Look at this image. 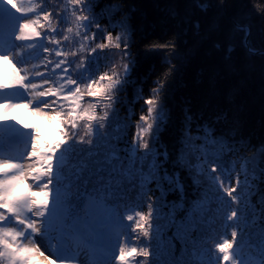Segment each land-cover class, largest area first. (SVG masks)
<instances>
[{
  "label": "snow or ice",
  "instance_id": "1",
  "mask_svg": "<svg viewBox=\"0 0 264 264\" xmlns=\"http://www.w3.org/2000/svg\"><path fill=\"white\" fill-rule=\"evenodd\" d=\"M249 2L254 17L213 11L214 6L225 4L233 8L229 0H184L187 7L179 23L199 52L213 53L197 82L201 99L187 98L174 118L173 110L163 102L167 77L159 78L143 97L144 111L130 139L121 134L119 124L108 131L120 111L118 86L133 58L132 26L142 23L133 20L135 9L127 0H38L21 10L15 24L0 20V36L10 49L0 54V62L11 66L0 77V91L22 89L28 94L24 102L0 103V122L20 125L32 133L27 166L0 160V180L10 187L8 202L0 207L4 217L0 229L5 237H16L0 244V264H24L22 249L33 247L53 259L39 243L45 238L42 227L30 236L31 229L24 232L3 226L10 216L19 224L15 205L22 202L26 190L37 196L41 188L48 193L43 213L37 214L38 223L48 215L53 174L62 189V213L54 227L83 245L75 249L73 264H152L153 243L171 258L168 264H201L197 248L228 206L232 207L227 220L237 221L238 227L232 229L231 241L216 247L223 264L232 259L237 238L245 244L258 232L264 243V135L255 140L246 131L240 87L246 72L257 64L264 76V0ZM15 7H20L19 0ZM255 17L259 18V44ZM97 30H102V37ZM38 41L46 45L41 48L42 60L18 66L14 56ZM169 47L177 50L176 40L158 48ZM112 48L123 63L110 62L108 70L88 78L87 57ZM174 67L169 65V75ZM81 70H85L82 77L77 75ZM21 111L52 123L58 138L39 145V129L15 115ZM96 129L102 130L99 139ZM66 153L74 156L67 168ZM41 154L50 170L47 178L35 184L27 180L25 189L17 181L32 174V162ZM58 154L60 166L56 168ZM221 162L227 163L226 171L233 177L229 182L219 174ZM217 183L227 202L216 195ZM125 221L141 238L138 246L112 243L114 231ZM93 249L99 253L96 259L90 255Z\"/></svg>",
  "mask_w": 264,
  "mask_h": 264
},
{
  "label": "trees",
  "instance_id": "2",
  "mask_svg": "<svg viewBox=\"0 0 264 264\" xmlns=\"http://www.w3.org/2000/svg\"><path fill=\"white\" fill-rule=\"evenodd\" d=\"M14 3L12 2V4ZM127 3L135 9L133 20H141L142 23L140 27H136L135 23L132 26L130 54L133 58L129 63L127 78L123 77L121 84L118 86L117 91L120 95L116 100V104L120 111L118 116L114 117L113 121L109 123L108 131H111L113 127L119 124L121 134L130 139L136 131L137 118L144 111L142 107L143 97L149 95L150 89L155 86V82L159 78L167 77L163 88V102L165 106L173 110L174 118L178 117L180 106L187 98L191 97L195 101L201 99L202 89L197 82L201 74L206 71L205 64L211 63L213 53L206 50L199 52L194 41L187 36L186 29L179 23V19L185 11L184 8L187 7L184 0H127ZM229 4H234L233 8L229 9L228 5L225 4L223 7L214 6L213 11L223 13L226 16L234 12H239L246 17H254L255 15L249 0H229ZM8 5L9 0H6V2L5 0H0V13L6 14L8 20L11 21L10 16L13 15V12L9 11ZM128 10L131 11V7ZM255 19L257 21L255 22V36L259 44V18L255 17ZM98 22L107 23L106 20H99ZM97 35L102 37V30H97ZM175 40L177 50H173L171 47L167 49L158 48L159 45L164 43L171 44ZM32 50V58H39L38 49L36 50L33 47ZM109 61L115 62V57L101 53L98 50L87 57L85 70L88 73V78H95L100 72L108 70L110 68ZM170 64H174L175 67L169 75ZM85 70L77 72V75L82 77ZM8 71L10 69L0 65V77ZM135 86H139L140 96L138 99H136V93L134 92ZM240 87L242 89L241 114L245 129L255 140H258L264 135V76L261 74L259 64L246 72L245 78L240 81ZM17 90H12V92H17ZM15 115L20 120L25 119L26 115L32 118L31 124L27 123L30 127L37 126L35 128L39 129V145L49 144L58 138V134L52 123L48 124L46 121L39 125L36 117L26 111L17 112ZM26 132V129L20 125L11 122L8 124L0 122V150L5 149L4 139L8 134L20 137L19 144L25 140V145L23 142L22 146L26 147L29 144L28 142H31L32 137L31 131L28 135ZM101 134L102 130L96 129L95 136L97 139L101 138ZM22 146L16 149L17 155L14 158L0 156V160H11L21 163L20 155L28 153L31 147L28 145L29 148H22ZM62 151H67V149ZM45 160L46 156L41 154L37 157L36 161L32 162L33 172L29 175V180H32L34 184L41 178H47L50 170L45 167ZM73 162V154L66 153L65 168ZM59 166L60 157L58 154L56 168H59ZM227 168L226 162L220 165L219 174L225 182L233 179L231 173L226 171ZM0 171H3V169L0 168ZM213 176L215 177L214 174ZM14 179L16 178L14 177ZM57 180L58 176L53 174L52 204L47 208L48 215L43 216L39 223L37 214L43 213L48 199V193L43 188H41L38 196L30 190H26L22 202L15 205L19 224H16L15 217L10 216L4 221L3 226L13 227L17 230L21 229L24 232H28L31 229L30 236L37 233L38 229L42 227L45 234L44 239L49 248H58L62 244L67 245L66 243L81 248L83 245L78 240L67 234L60 233L54 227L57 218L62 213V205L60 204L62 189H58ZM17 182L27 189V183L23 182L22 178ZM37 186L40 187L39 184ZM9 191L10 187L6 185L5 180H0V207H4L5 203L8 202ZM216 195L224 201H228V197L220 189L218 183L216 184ZM29 205L32 206L31 211L29 210ZM231 207L228 206L214 229L207 234L198 246L197 255L201 264H223L224 257L216 251V247L221 245L225 240L231 241L233 239L231 235L232 229L238 227L237 221L227 220ZM2 219L4 217L0 216V220ZM124 223L119 225L114 231L112 243L116 247H119L123 242L129 246H138L141 238L137 234L132 233L131 226L127 224V221ZM225 224H227V227L224 226ZM3 231L4 229H0V244H3L4 240L9 238L15 241L16 237L14 235L5 237ZM117 232L118 234H116ZM234 250L238 252L242 264H261L264 261V243H261L258 232L251 235L245 244H242L240 238H237L232 251ZM22 251L25 257L24 264H49L44 263L40 259V255L37 254L38 251L35 248L22 249ZM108 251L111 252V245ZM150 251L152 252V256L150 257L153 260L152 264H156V260H160L161 264H168V261L171 259L155 243H153ZM19 254L16 253V255ZM90 255L93 259H96L99 253L93 249Z\"/></svg>",
  "mask_w": 264,
  "mask_h": 264
},
{
  "label": "rangeland",
  "instance_id": "3",
  "mask_svg": "<svg viewBox=\"0 0 264 264\" xmlns=\"http://www.w3.org/2000/svg\"><path fill=\"white\" fill-rule=\"evenodd\" d=\"M6 2V0H5ZM13 2H17V0H14ZM20 2V7L19 8H16L15 7V3L12 4V9L9 7V11L11 10L13 12V15L10 16V20L13 24H15L19 19H21L20 17V12L22 9L26 8V5H29V4H34V3H37L38 0H19ZM45 7H47V3L45 2ZM0 20H8L7 18V15L6 14H2L0 13ZM9 21V20H8ZM61 23H63V18H61ZM14 34V33H13ZM4 43V39H3V36H0V54H8L10 49L3 44ZM46 46L44 44L43 41H38L35 43L34 45V48L37 50L38 49V53L40 54L37 58V59H33L32 58V53H33V50L32 48L31 49H28V48H24L23 51H21L19 53V55H16L14 56V59L16 60L18 66L20 67H25L26 65H31V64H38L42 58H43V52L41 51V48ZM23 47V46H21ZM107 50V51H106ZM99 51V50H98ZM104 51L106 52H103L105 54H109V55H112L115 57V64L117 66H119L121 63H123V60L122 58L119 56L118 54V51L115 49V48H112L111 50L109 49H105ZM111 61L108 62L109 66H111ZM1 66L3 67H7L8 69L11 70V66L10 65H5L3 64L2 62L0 63ZM128 73H129V68H128V71L126 74H124V78L126 79L127 76H128ZM39 79V77H34L33 80H37ZM32 82V81H30ZM134 92L136 93L135 96H136V99L139 98L140 94H139V86H135L134 88ZM0 98H1V103L3 102H9V101H13V102H24L28 99V94L24 92V90L22 89H18L17 92H12V91H8V92H1L0 93ZM37 119V122L39 123V125H41L43 122H46L45 120H43L42 118H39V117H36ZM21 121H23V123H30L31 124V121H32V118L28 115H26L25 119H21ZM28 122V123H27ZM48 124H51L50 122L47 121ZM37 127V126H35ZM26 134L28 135L30 133V130L26 129ZM20 137H17V136H14V135H10L8 134L5 139H4V145H5V149H2L0 150V156L1 157H11V158H14V156L17 155V152H16V149H18L19 147L22 146L23 142H24V145H25V140L22 141V143L19 144V139ZM19 139V140H18ZM29 141V140H28ZM31 146V142H28ZM22 146V148H29V146ZM26 156H27V153L25 154H22L20 155L21 159H20V162L22 164H24L25 166H27L28 162L26 160ZM223 162L220 163V165L222 164ZM219 165V167H220ZM33 169V168H32ZM33 172V171H32ZM215 175V174H214ZM27 180H29V175L22 178V181L27 183ZM40 244H42L45 248V251L48 252L50 255H53V259H50L49 256H46L44 255V253L40 252L39 251V248H35L38 252L37 254H39L40 256V259L44 262V263H49V264H52V263H56V264H59V261L56 259V257L60 260V264H73V261L75 260V256H76V251L75 249H78V247L76 245H71V244H68L66 243L67 245H61L60 247L58 248H49L47 242L45 239H41L39 241ZM231 257L232 259L228 262V264H242V262L240 261V257H239V254L236 250L234 251H231Z\"/></svg>",
  "mask_w": 264,
  "mask_h": 264
}]
</instances>
